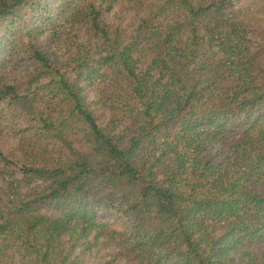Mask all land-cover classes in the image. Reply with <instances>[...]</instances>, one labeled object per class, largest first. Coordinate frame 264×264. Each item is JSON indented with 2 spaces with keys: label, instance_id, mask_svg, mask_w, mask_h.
Returning a JSON list of instances; mask_svg holds the SVG:
<instances>
[{
  "label": "trees",
  "instance_id": "1",
  "mask_svg": "<svg viewBox=\"0 0 264 264\" xmlns=\"http://www.w3.org/2000/svg\"><path fill=\"white\" fill-rule=\"evenodd\" d=\"M0 117V264H264V0H0Z\"/></svg>",
  "mask_w": 264,
  "mask_h": 264
},
{
  "label": "rangeland",
  "instance_id": "2",
  "mask_svg": "<svg viewBox=\"0 0 264 264\" xmlns=\"http://www.w3.org/2000/svg\"><path fill=\"white\" fill-rule=\"evenodd\" d=\"M252 6L253 5L250 7ZM16 143V135L10 132L9 126H7L5 123H0V152H3L5 155L10 153L14 146H16ZM110 251V247H96L92 252L87 254L86 261L89 263H98Z\"/></svg>",
  "mask_w": 264,
  "mask_h": 264
}]
</instances>
